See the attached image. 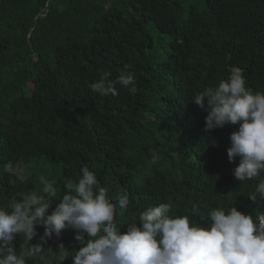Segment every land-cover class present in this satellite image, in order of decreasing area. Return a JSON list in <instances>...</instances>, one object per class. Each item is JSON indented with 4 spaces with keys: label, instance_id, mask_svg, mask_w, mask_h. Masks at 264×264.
Masks as SVG:
<instances>
[{
    "label": "trees",
    "instance_id": "1",
    "mask_svg": "<svg viewBox=\"0 0 264 264\" xmlns=\"http://www.w3.org/2000/svg\"><path fill=\"white\" fill-rule=\"evenodd\" d=\"M232 68L264 92V0H0V207L21 191L42 195L44 178L56 181L51 214L63 181L87 165L114 203L129 193V207L116 209L122 228L165 202L197 224L218 207L264 212L248 199L264 172L232 175L239 160L226 150L238 125L205 132L207 113L193 103ZM121 70L134 73V94L91 92L103 71ZM8 161L23 162L19 178L3 171ZM75 235L64 230L45 247L62 242L72 264Z\"/></svg>",
    "mask_w": 264,
    "mask_h": 264
},
{
    "label": "clouds",
    "instance_id": "2",
    "mask_svg": "<svg viewBox=\"0 0 264 264\" xmlns=\"http://www.w3.org/2000/svg\"><path fill=\"white\" fill-rule=\"evenodd\" d=\"M111 75L103 71L89 85L91 92L116 96L117 86L132 94L137 91L133 72L121 70L115 79ZM246 84L243 69L232 68L227 79L197 92L193 102L207 113L205 132L238 125L226 150L230 163L239 160L232 173L238 182L264 172V92H253ZM158 159L153 152L149 163L156 164ZM22 169V161H8L3 166L5 173L17 178ZM15 183V179L9 180L10 185ZM40 183L42 195L21 191L0 207V264H64L71 254L65 245L58 243L56 251L45 245L68 229L76 233L79 244L71 255L72 264H264V212L254 216L234 206L227 210L218 207L209 211L206 223L197 224L188 215H173L172 205L165 202L147 206L138 223L122 228L115 214L117 206L121 210L129 207V193L123 191L114 203L109 189L98 186L96 173L87 165L81 167L79 178L63 181V194L51 214L56 181L41 178ZM258 198L264 201V180L248 197L254 203ZM38 226L43 227V235L32 244ZM18 236L24 241L19 252Z\"/></svg>",
    "mask_w": 264,
    "mask_h": 264
}]
</instances>
